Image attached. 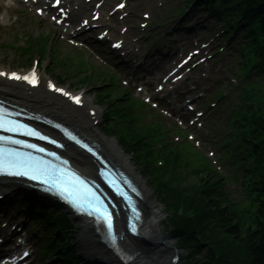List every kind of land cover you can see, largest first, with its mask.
Instances as JSON below:
<instances>
[{
    "label": "trees",
    "instance_id": "obj_1",
    "mask_svg": "<svg viewBox=\"0 0 264 264\" xmlns=\"http://www.w3.org/2000/svg\"><path fill=\"white\" fill-rule=\"evenodd\" d=\"M238 2L239 6L247 7L245 13L249 16L247 31L258 52L259 45L264 44V0ZM252 28L260 36L257 42ZM62 67L61 71L53 69L52 74L58 70V80L65 82L69 70L64 69L65 65ZM97 97L99 103L109 102L110 98L109 95L100 93ZM257 101L259 102L256 109H247L244 127L251 154L257 162L253 174L257 183L253 191L258 192L257 198L262 200L259 205L254 204L247 209L232 206L222 199L219 191L220 180L212 173L205 170L187 171L183 165L176 166L170 173L156 171L151 156H148L147 145H142L138 133L130 130L124 136L109 130V134L117 139L122 150L147 176L153 193L169 213L167 223L172 228V236L179 247L189 246L195 260L193 264H264V102ZM173 166L174 162L171 167ZM49 214L51 218H45V224L53 231L60 229L57 240L54 238L48 240L50 246L56 241L54 246L56 250V247L63 243L71 225L66 217H62V212L52 210ZM72 251L71 248L68 252L69 260L74 264H80L81 260L75 259ZM59 256L62 254H56V257Z\"/></svg>",
    "mask_w": 264,
    "mask_h": 264
},
{
    "label": "snow or ice",
    "instance_id": "obj_2",
    "mask_svg": "<svg viewBox=\"0 0 264 264\" xmlns=\"http://www.w3.org/2000/svg\"><path fill=\"white\" fill-rule=\"evenodd\" d=\"M59 5L60 0H55L53 7ZM119 7L123 8L125 5L120 4ZM37 11L42 13L40 9ZM61 11H63V9H61ZM53 19H56V17H53ZM59 22L60 21L57 19V23ZM113 46L120 47V44L117 43ZM3 76H7V78L11 80L24 81L32 87H36L38 83L35 70L27 75H18L14 71L9 73L0 71V77ZM48 87L52 91L67 97L68 100L72 101L74 104L79 105L81 103L79 96L71 95L63 89L55 87L51 83L48 84ZM10 115V113L0 106V131L33 137L36 140L53 144L56 148L64 147V145L57 143L54 139H49L47 135H42L40 131L10 119ZM55 127H59V125H55ZM62 131L69 140L73 141L75 144L79 145L80 148L85 149L99 160L96 152H94L91 147L82 143L80 139H77V137L72 135L67 129H62ZM9 145H19L22 148L31 149L32 152H21L16 148L8 147ZM33 152L52 157L53 160L58 163L54 164L52 161H45L41 156L33 155ZM101 163H103V161H101ZM4 175L10 177H25L30 181H36L45 186L44 191L53 193L64 199L76 211L94 216L97 222H102L107 226L109 237L111 238L112 244L115 246L117 237L113 234V212L110 211V202L106 204L101 195L89 186L83 174L74 171L68 166V160H61L55 152L46 151L44 147H40L37 144L14 139L12 136H0V176ZM101 175H105V173L102 172ZM107 182L109 186L115 190L116 195L122 197L127 202L133 216L136 220H139V213L133 205L128 193L123 191L115 181L108 179ZM124 183L128 184V181L125 180ZM129 187H131V185H129ZM132 191L135 192V188H132ZM111 207L114 208L115 206L112 205ZM130 227L132 232L136 233L135 224H130ZM27 255L28 253L25 252L24 256Z\"/></svg>",
    "mask_w": 264,
    "mask_h": 264
},
{
    "label": "bare ground",
    "instance_id": "obj_3",
    "mask_svg": "<svg viewBox=\"0 0 264 264\" xmlns=\"http://www.w3.org/2000/svg\"><path fill=\"white\" fill-rule=\"evenodd\" d=\"M0 90L4 91V95H7L12 99H18L24 103H27L31 108L39 112L46 114H49L48 112H50L52 113L50 114L52 116L64 117L69 121H73V124L78 123L80 125L79 127H82L86 124V121L82 120L78 115L68 113L67 110H75L68 108L59 100H56L58 103H53L51 106H49L46 104L43 95L36 94L32 96V93L29 96L23 88H17L16 84L9 83L3 80H0ZM41 93L45 94L42 91ZM28 99L31 100L32 103H29ZM87 103L88 105H91L89 101H87ZM92 134L93 136L88 137L99 143L102 151L106 154V156L114 161V163H117L118 166H120L125 172L133 177L144 192V202L142 203V207L144 211L145 221L142 227L144 230V232L141 234L142 238L140 240L132 242L128 241L125 238L122 242V245L126 252L134 251L139 253V255L136 256L137 262L134 263V261L132 264H170L166 262V257L170 254V251H175V244L172 242V239L170 237H166L161 234V228L159 225V210L155 205L152 194L149 192L146 184L140 179L136 171L129 164L127 158L116 147L115 143L104 139L96 132V130H94ZM67 155L72 158L73 165H75L82 172V174L87 176H90V174L92 173L94 174L95 168L88 157L81 156L74 150H67ZM10 187L11 186L9 185H2L0 189L3 191H7L10 189ZM144 245L150 247L152 246L153 249L146 251V249L142 247ZM77 246L79 252L88 255V253H90L91 251L99 248V243L87 232L86 235L83 234V236L78 239ZM87 262L89 264L93 263V261L89 257L87 258Z\"/></svg>",
    "mask_w": 264,
    "mask_h": 264
},
{
    "label": "rangeland",
    "instance_id": "obj_4",
    "mask_svg": "<svg viewBox=\"0 0 264 264\" xmlns=\"http://www.w3.org/2000/svg\"><path fill=\"white\" fill-rule=\"evenodd\" d=\"M179 2V1H178ZM173 7V3L167 8V9H171ZM17 27H22V28H24L23 26H17ZM38 28H39V30L41 29V26H38ZM46 30V29H45ZM8 32H5L3 35H2V37H1V39H3V38H5V40L6 41H9L8 40V38H6V34H7ZM18 62H19V60L18 59H16L14 56H12V55H9V54H7V55H0V67H4L3 69H8V68H12V67H14V66H16L17 64H18ZM48 66V65H47ZM47 66L46 67H43L42 69H46L47 68ZM86 95H87V100L90 102V103H94V97H93V95H92V92L90 91V90H88V92L86 93ZM99 110V109H98ZM99 112H100V114L102 115V112H101V110H99ZM100 124V123H99ZM98 129H97V132L104 138V139H107V140H111V139H109V138H107V137H104L102 134H101V132H100V130H99V125H98V127H97ZM113 143H115V145H116V147L118 148V146H117V144H116V142H115V140H111ZM119 149V148H118ZM120 150V149H119ZM120 152L127 158V160L129 161V164L132 166V168L136 171V173L138 174V176L140 177V179L146 184V187L148 188V190H149V192L152 194V197L154 198V201H155V205H156V207H157V209L159 210V225H160V228H161V234L163 235V236H166V237H170L171 239H172V242L175 244V248H176V253H177V257H178V260L175 262V264H188L189 262H191V264H193V262H195V260L193 259V254L190 252L191 250H190V248H189V246L188 245H186V246H182L181 245V247H179L178 245H177V243L175 242V240H174V238L172 237V229L169 227V225L166 223V221H165V213H164V209H163V206L162 205H160V203H159V201L157 200V198L155 197V195L153 194V192H152V190L150 189V184H149V180H148V178H147V176L142 172V170L139 168V167H137V166H135V164H134V160L130 157V156H128V155H126V154H124L121 150H120ZM77 225V227L78 228H80V229H78V231H77V233H74L75 235L72 237V244H73V246H74V251H75V253L78 255V256H80L82 259H83V261H84V264H89V263H87L86 261V257L87 256H89V255H85V254H83L82 252H79L78 251V246H77V243H78V239L81 237V228H82V225L81 224H79V223H76ZM144 232V230H143V228L141 229V233H143ZM146 242H148V241H146ZM151 243V242H150ZM146 244V243H145ZM142 247H144L145 249H146V251H149V250H151V249H153L152 248V246L150 247V246H146V245H144V246H142ZM123 249H124V247H123ZM202 250H204V249H200V251H202ZM170 254L166 257V262L167 263H170L171 264V262L172 261H174V256H175V254L176 253H174V252H169ZM137 254H139V253H137ZM193 259V260H192ZM198 259V258H197ZM137 262V259L135 260V262L134 263H136ZM173 263V262H172ZM93 264H98V263H93ZM131 264V263H130Z\"/></svg>",
    "mask_w": 264,
    "mask_h": 264
},
{
    "label": "water",
    "instance_id": "obj_5",
    "mask_svg": "<svg viewBox=\"0 0 264 264\" xmlns=\"http://www.w3.org/2000/svg\"><path fill=\"white\" fill-rule=\"evenodd\" d=\"M130 238V237H129Z\"/></svg>",
    "mask_w": 264,
    "mask_h": 264
}]
</instances>
